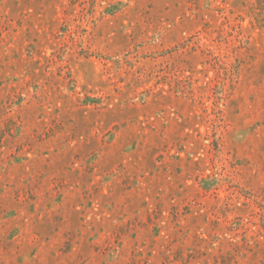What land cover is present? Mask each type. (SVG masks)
Masks as SVG:
<instances>
[{"label": "rangeland", "instance_id": "rangeland-1", "mask_svg": "<svg viewBox=\"0 0 264 264\" xmlns=\"http://www.w3.org/2000/svg\"><path fill=\"white\" fill-rule=\"evenodd\" d=\"M0 264H264V0H0Z\"/></svg>", "mask_w": 264, "mask_h": 264}]
</instances>
